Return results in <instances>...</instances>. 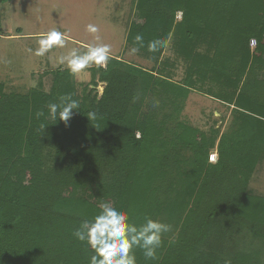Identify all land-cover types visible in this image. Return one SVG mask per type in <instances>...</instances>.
Returning <instances> with one entry per match:
<instances>
[{
    "label": "trees",
    "instance_id": "16d2710c",
    "mask_svg": "<svg viewBox=\"0 0 264 264\" xmlns=\"http://www.w3.org/2000/svg\"><path fill=\"white\" fill-rule=\"evenodd\" d=\"M125 44L155 65L110 58L80 96L68 70L48 92L0 83V264H89L72 233L106 201L172 226L137 264H264V197L248 191L264 161V0H135ZM192 92L225 106L226 131L180 120ZM63 96L79 107L49 118Z\"/></svg>",
    "mask_w": 264,
    "mask_h": 264
},
{
    "label": "rangeland",
    "instance_id": "374dc122",
    "mask_svg": "<svg viewBox=\"0 0 264 264\" xmlns=\"http://www.w3.org/2000/svg\"><path fill=\"white\" fill-rule=\"evenodd\" d=\"M135 0H6L0 1V83L7 93L24 94L42 85L48 92L52 74L68 70L58 63L61 55L73 48L84 49L90 43L111 46V58H120L140 68L150 69L155 64L138 51L131 52L125 44ZM96 26L95 34L87 31L88 25ZM57 29L65 34V46H53L45 55H35L41 34ZM99 37V41L95 40ZM164 57L173 58L169 48ZM90 67L73 75L76 94L80 96L90 83ZM184 70L178 61L171 70L179 80ZM103 84L98 83L100 93ZM180 120L194 128L219 132L229 126V112L225 106L209 97L192 92L180 115ZM214 152V151H213ZM251 195L264 197V161L256 168L250 180ZM96 195V192H93Z\"/></svg>",
    "mask_w": 264,
    "mask_h": 264
},
{
    "label": "clouds",
    "instance_id": "9594fccd",
    "mask_svg": "<svg viewBox=\"0 0 264 264\" xmlns=\"http://www.w3.org/2000/svg\"><path fill=\"white\" fill-rule=\"evenodd\" d=\"M87 31L95 34L99 29L94 25H88ZM99 41V37L95 36ZM136 43L143 47V37L137 35ZM38 48L35 55L43 56L53 46H65V34L57 29H52L41 34L37 41ZM159 41L148 43V51H157ZM139 50L131 49L132 53ZM111 58V46L103 43H90L86 48H73L66 55L58 58V63L67 67L68 71L75 75L92 64L105 65ZM136 99L135 97L133 98ZM79 107V102L70 96L60 97V103H49V118L69 120L72 111ZM95 117L94 113L89 114ZM37 118L44 116L41 110L36 113ZM172 230L170 224L145 216L139 223L131 220L129 212L119 205L106 201L100 205L99 212L91 219L83 220L79 227L73 231L76 240L87 245L92 251L89 264H137L134 249H140L147 260L158 258L157 250L163 244V235ZM224 264H231L225 260Z\"/></svg>",
    "mask_w": 264,
    "mask_h": 264
},
{
    "label": "built area",
    "instance_id": "2783aa9c",
    "mask_svg": "<svg viewBox=\"0 0 264 264\" xmlns=\"http://www.w3.org/2000/svg\"><path fill=\"white\" fill-rule=\"evenodd\" d=\"M180 17H181V13H177V15H176V19L179 20ZM249 46H250V48H254V47H255V41H254V40H250V42H249ZM101 67L104 68L105 65H103V66H101ZM101 91H102V90H101ZM100 93H101V92H100ZM137 137H138V134H137ZM216 159H217V155H216L215 152H213V153H211V154L209 155V162H210V163H215V162H216Z\"/></svg>",
    "mask_w": 264,
    "mask_h": 264
},
{
    "label": "crops",
    "instance_id": "0c3cea01",
    "mask_svg": "<svg viewBox=\"0 0 264 264\" xmlns=\"http://www.w3.org/2000/svg\"><path fill=\"white\" fill-rule=\"evenodd\" d=\"M191 94V93H190Z\"/></svg>",
    "mask_w": 264,
    "mask_h": 264
}]
</instances>
